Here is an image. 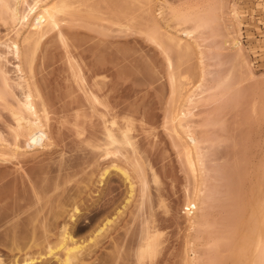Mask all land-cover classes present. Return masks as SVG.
I'll return each instance as SVG.
<instances>
[{"label": "rangeland", "instance_id": "374dc122", "mask_svg": "<svg viewBox=\"0 0 264 264\" xmlns=\"http://www.w3.org/2000/svg\"><path fill=\"white\" fill-rule=\"evenodd\" d=\"M36 1L26 0L20 7L21 12H27ZM8 2L9 6H13V0ZM96 2L93 16L87 19L68 18L62 23L61 26L68 38L65 43L58 39L56 30H53L43 39L38 51L36 81L40 83V88L43 87V91L45 90V97L50 104L49 121H45L48 137L37 140V147L31 149L27 136L18 137L10 128L11 125L16 126V123L0 101L2 116L0 232L3 230L5 232V229L7 231V228L11 227L13 223L11 218L17 206L41 207L44 209L43 216L54 217L53 214L58 213L61 208L62 211L70 210L77 202L81 203L78 205L80 208L88 207L86 204L93 203L98 196L97 191L103 186L107 189L111 184L118 185L119 188H116L115 192L118 198L122 197L120 200L117 198V201L125 199V195L128 196L127 184L116 173L111 175L112 182L110 181V185L107 186L98 184V174L100 175L99 170L102 167L114 160L118 165L127 166L134 177H138L132 159L119 155L111 158L109 163L108 159L93 156L88 144L83 142L96 136L94 133H100V128L103 129L100 112H106L107 108L96 104L98 111H94L92 93L98 87L97 81L104 78L105 85L100 84L99 87H102V99L108 105V109L118 117L119 123H124V118L131 122H128L132 126L131 137L145 166L149 192L155 197L152 196L151 202L154 199V203L151 205L153 204L154 208L158 206L159 198L155 196L158 189L164 197L162 207L155 209L156 219L162 224L159 228L164 232V244L155 262L184 264V251L187 249L185 253L191 255L190 260L194 256V250L189 243L195 241L192 240L194 236L197 235L198 238L202 234L201 236H205L202 240L210 243L204 241L200 243L196 240L197 246L200 245L197 248L198 264H231L239 239L235 233H233L235 240L232 237V231L237 230V227H233L236 222H233L232 213L240 203L233 208L228 199L230 195L226 196V186L228 184L232 190L230 184L233 186L236 183L231 182L235 178H231L227 184L224 179L226 180L227 174L232 171L229 167L228 173L226 166L235 161L241 164L240 158L243 156L235 160L234 155L233 160L229 158L232 156V150L229 151L233 149L234 144L230 140L235 138L239 145L249 143V137H246L248 134L245 133L252 128L253 132L248 136H253V139L249 140L254 143L253 146L255 144L260 146L254 149L256 148L258 152L261 145H264V111H256L259 115L254 117L249 97L246 99L240 95L241 91H246L245 94L248 93L249 96L253 93L251 100L255 97L256 101H252V106L253 102L259 104V98L264 99V0H96ZM1 3L0 41L7 43L21 41L26 29H22L20 36L16 35V28L22 26L15 25L11 11L4 8ZM236 13L239 17L235 16ZM154 32L158 34V40L152 39ZM187 32H191V35L188 36ZM170 35L183 41L180 49L168 40L167 36ZM236 40L240 42L238 47L234 46ZM235 62L240 65L235 67ZM15 63L14 57L8 54L5 69L11 83L18 77ZM74 63H77V66L74 67ZM78 70L81 77L76 76ZM231 71H234L232 76L234 74L236 78L231 76ZM226 79L231 81L232 85L237 81L234 87L236 91H240L238 94L232 85L229 92L224 88V83L226 86L228 83L224 82ZM0 86L1 88L4 86L1 79ZM226 92L228 94L225 95ZM238 97L239 102L236 100ZM243 99H246V103H242ZM36 100L39 103V100ZM235 100L238 102L237 105ZM261 102L260 106L264 105V102L263 104ZM182 111H187L188 115L183 116L185 112L181 113ZM76 112L79 113L78 119ZM174 113L179 115L175 121L172 119ZM246 114L247 123L250 116H252L250 121L253 119L248 125L244 119ZM78 129L84 133L82 138L78 137ZM188 131L193 132L201 148L196 150L192 145V150L184 149L182 143L185 139L189 143L194 142L193 137L187 134ZM245 139L247 141L244 142ZM208 140L215 143L210 141L212 143L210 144ZM132 149L131 146H127L123 151L131 153ZM261 151L257 153L259 154L257 159L264 155V151ZM147 161L157 173V181H154ZM135 180L136 198L128 213L121 222L119 221L121 224L119 223L117 228L129 220L132 221L137 206L142 203L143 185L137 178ZM228 180L230 178L226 181ZM200 195L201 199H204L203 203ZM190 199L200 200L203 207L194 209L190 206ZM146 204L149 203L146 201L145 207ZM146 208L144 211L147 213L149 209ZM68 210L63 212H68L69 216ZM31 211L25 213L26 217ZM86 211L87 208L81 212V219H87ZM62 215L68 217L66 214ZM194 216L198 218L197 221L202 218L204 223L198 224L201 227H195L197 228L195 231L192 229V224L197 222L194 221ZM127 224H131L130 221ZM127 226L125 231L123 230L125 233L119 230L121 227L115 228L116 236L118 230L124 234L125 239L127 236L131 238L137 231L139 233L135 224H131L132 227ZM128 228L131 230L129 234ZM114 233L110 232V235ZM137 235L132 238L135 239ZM6 240H3L4 243L0 241V254H3L4 262L9 264L13 259L7 250L9 245L5 247V242H8ZM54 240L55 238L52 239ZM102 242L101 244L105 246L104 239ZM127 243L126 241V246L122 248L126 255L131 246L134 247V242L132 245ZM201 244L205 247H201ZM106 245L108 246H105L106 248L100 245L102 247L99 249L100 252L99 247L94 250L101 255V261L104 262L105 258V261L107 259L111 262L120 249L118 248L119 251L115 253L114 250L117 248ZM127 246L129 250L126 251ZM26 250L28 249L24 250L26 256L31 251L32 255L40 251L33 249L28 250V253ZM15 252L13 258L18 255V260L22 259L24 264L23 250ZM125 253L123 252L124 255ZM128 255L127 260L131 258L130 254ZM131 261H134V258ZM122 262L120 263L123 264ZM42 264L60 263L52 260L51 263Z\"/></svg>", "mask_w": 264, "mask_h": 264}, {"label": "bare ground", "instance_id": "6f19581e", "mask_svg": "<svg viewBox=\"0 0 264 264\" xmlns=\"http://www.w3.org/2000/svg\"><path fill=\"white\" fill-rule=\"evenodd\" d=\"M0 2H2L1 4L4 8H8L11 11L12 18L16 23L15 25L22 26V27L16 26L17 27L16 35L20 36V34L22 33V29L23 28L26 29L21 41L14 40L10 43L0 41V49L1 48L5 49L2 51L0 50V79L2 81V84L4 85L3 88H1L2 86H0V101L5 108V111L9 113V116L12 117L16 123V126L11 125L10 128L17 133L18 137H20L21 135H26L27 141L29 142V147L31 149H35L38 145L37 140H39L42 137L47 138L49 135V132L47 131L46 128L47 124L45 123V121L46 122L49 121L50 104L45 97L46 96V94H44L45 90L43 91L42 89L43 87L40 88L41 87L40 83L36 81V74H37L36 72L38 71L36 61H37L38 51L40 50L41 47V43L43 39L49 34V32L53 30H56L58 39L61 40L63 43H65L64 41H67L68 38L66 32L64 31V28H62L61 26L62 23L67 21L68 18L87 19V17L93 16L95 14V10H96L95 7L97 6V2L96 0H37L32 6H30L27 12H21L20 9V7L26 2V0H13V4H12L13 6H9L8 0H0ZM238 15L239 14L236 13L235 16ZM187 35L190 36L191 32H187ZM167 38L171 42V44H173L175 47L179 49L182 47L183 41L181 39L178 40L177 38L171 35L167 36ZM152 39L154 40L159 39V36L156 32L152 33ZM239 44H240L239 40L234 41L235 47H238ZM8 54L12 55L16 61L14 67L16 69L18 77L13 81V83H11V79L8 76L9 74L5 69ZM76 64L77 63H74V67L77 66ZM235 64H236L235 67H237V65L238 66L240 65L237 62H235ZM25 72H27L28 73L27 75L30 76V77L28 76L29 79H27L28 77ZM232 72L234 71L230 72L231 76H232ZM76 76L81 77V73L79 70L76 72ZM234 76L235 75L233 74L232 77L236 78ZM30 78L32 80H30ZM226 80L223 81L228 82L227 86L226 83H224L223 81L222 83H224L225 85L224 88L225 89L227 88L226 90L228 91L230 90L229 88L231 87L232 84H230L231 81L229 80L226 81ZM230 80L233 79L230 78ZM234 83L237 85V81ZM234 83L232 85L233 86L232 88L235 89ZM100 84L101 86L105 85L104 78L97 81L98 87L92 93V97L94 101L92 108L94 111H98L96 104L103 105L107 108L106 112H102V111L100 112V115L102 117L103 129L100 128L99 132L100 130L101 132L98 134L94 133L93 135L96 136H92V139L89 138L82 141L88 144L87 146L89 148V151L91 150L90 152L93 153V156L95 155L96 157L99 158L108 159L109 163L112 160L111 158L118 157L119 155H124L128 159H132V164L135 169V172H137L138 177H134L130 169L126 168L127 166L123 167L122 165H118L113 160L114 162L111 161L110 164L107 163L108 164L107 166L102 167L101 170H99L101 172H99L100 175L98 174L99 176L98 184L101 185L105 184V186L110 185V183L112 182L111 175L113 173H116L122 179V181H124L128 186L127 188L128 196L125 195V199H122L121 201L119 200L122 196L118 198L119 196L115 192L119 188L118 185L111 184L112 186L111 185L108 186L107 189H105L104 186H103L104 188L100 186V188L102 187V189L97 191L98 192V196H96L97 198L95 200L93 199L94 201L92 204L90 205L89 203L86 204V206L88 205V207H84L85 209L83 207L80 208L78 206L81 203L78 204L79 202H77V205L76 204L73 205L74 202H72L71 204L73 205V207L70 206L72 207L71 208L72 210L70 209L71 210L70 211L66 209L69 211V216L67 214L68 212L66 213L63 212L66 210L62 211V208L61 210L58 211V213L62 211L60 214L56 212L53 214L54 217H51L52 215H50L52 220L49 219L50 217L46 215L45 216L42 215L44 209L41 207L39 208L37 206L32 205L35 208L33 211H31L33 207L31 208L30 206L29 208L26 206H22L20 204L21 206H17L16 208H14L15 217L13 216L14 218L13 217L11 218L13 219L12 221L13 223H11V227L7 228V231L5 229L6 233L4 232V230L0 232V234L4 233L7 237L8 236L10 237V238L9 237L5 238L4 237L5 235L1 234L0 241L6 239L8 240L9 243L5 242V247L9 245L8 248L7 247L6 248L7 250H9L8 251L9 255L13 259L11 260V262L13 261L12 262L13 264H23L22 259H19L21 260L22 263L18 260L19 258V257L17 258L18 255L16 256L15 259L13 258L14 255L13 252H15L16 250L17 252L18 251L22 252L23 250L24 252L25 249L28 250L40 249V251L39 252L36 251L32 255V251L31 253H29V251L26 250L28 251L29 254L28 256H26L27 253L25 254L24 252L25 254L24 255L25 257L23 256L25 258L24 264H42L46 262L51 263L52 260L59 262L60 264H105V263L121 264L120 263L121 261H123L122 262L123 264L125 263L127 264V262H129L130 264L133 263L155 264L156 262H158V261L155 262V258L158 257V253L162 250V246L164 244L163 241L164 232H162L160 230L161 228H159L160 225L162 224H159L160 221L156 219L157 215L155 214L156 212L155 209L157 207L158 208L162 207V205L164 204V197L161 191L158 189L157 194H155V196H158L157 198H159L160 204L158 203V206L156 208H154L155 206L153 204L152 205L154 207L151 205V203H154L153 202L154 199L151 202V199L154 196L151 195L149 192L147 176L145 174V169H144L145 166L141 162L138 148L135 146L133 138L131 137L132 126L131 124L128 123L130 122V120L124 118L125 119L124 123L118 122V117L111 113V111L108 109V105L105 104L104 100L102 99V87H99ZM178 88L180 90V87ZM238 92L240 91H236L237 94ZM245 92L241 91L240 95L243 98L249 97L250 106L253 107V113H254V114L252 113V108H251V115L253 114V116L256 115L258 117L259 113L258 115L256 113L260 110L264 111L263 108L264 105H261L262 109L260 106V102L264 100L262 99L263 97L259 98L256 96L257 98H259V100L261 99V101L257 99L259 104L257 105L256 102H253L254 106H252L251 103L252 101L255 100V97L253 98L254 100H251V98L253 97L252 96L253 93L250 94L249 96V94L248 93L245 94ZM226 94L228 93L226 92L225 95ZM257 95L259 96V94ZM239 97L236 99L238 102H239L238 100ZM36 99L39 100V103L37 102ZM246 99H243L244 102L242 100V103H246L245 102ZM236 100L235 102L237 105L238 102ZM190 102H192V100H190ZM263 102L261 103L263 104ZM183 112H185L184 115L182 114L183 116L188 115L187 111H182L181 113ZM76 116L77 118L76 117L75 118L78 119L79 117L78 112H76ZM245 116L246 117L244 119L246 121V118L248 119L247 114ZM178 117L179 115L174 113V117L171 118L173 119V121H175L176 119H178ZM250 118H252V116L249 117L248 123H247L248 120L246 121L247 125L250 124V122L253 120L251 119L250 121ZM76 126L78 127V125ZM252 132L253 130L252 128H250L248 130V133L246 131L245 134L250 135L249 133L252 134ZM187 134L193 137L194 142L189 143L186 141L187 139H185V141H183L182 143L184 149L190 151L192 150L191 148L193 147L196 150L201 148L200 142L193 135V132L188 131ZM83 135H84L83 131L81 132V130L79 131L78 129V137L82 138ZM248 135H246L247 138L253 137ZM249 138H248L249 143L245 142L247 141V139H245L244 142L246 144L244 143L241 145H239L237 141H236L237 143L235 142V138H232L233 140L232 139L230 140L233 141L234 144H233V149H230L229 151L231 152L232 150L231 153L232 156L230 155V153H228L230 155L229 158L231 157L232 159L233 155L235 156V158L233 157L234 160L239 159L240 156L243 157L240 158V161H242L240 162L241 164L238 163L239 164L238 165L237 161H235L233 162L234 165H231L233 163H230L229 165L231 166L229 165L226 166V168H228V173H230L229 167L230 169H232L230 174L234 172L232 176L230 174L229 175L227 174V178H230V180H228L227 182L226 181L227 178L226 180L223 178L225 184L229 183V181H231V178L232 179L235 178L236 181L233 179L231 182L232 184H234L235 182L237 184L235 183L236 184V185L234 184L235 186L234 185L232 186L230 184L232 190L228 184L227 186L225 185L227 188L226 196L228 194L230 195L228 196L229 198L228 197L227 198L229 199V201H231L230 203H232L233 208L234 205H238L240 203V206L239 207L236 206V208L232 213L233 222H236L233 224L234 225L233 227L234 228L237 227V230L235 229L236 232L234 230H233L234 232L232 231V235H233L232 237L235 240V235H236L239 239L236 237L238 240L236 242L237 246L234 250L235 257L233 256V262L231 264H264V157H263L264 155H261L260 159L259 158L257 159V157L259 156V154L257 153L261 151L264 145L263 146L261 145L260 150L257 152L256 148L257 147L259 148L260 146L256 144L255 146H253L254 143L252 144V142L250 141L251 139L249 140ZM212 143L215 142L213 141ZM127 146H131L133 148L131 153L123 151V149H125V147ZM254 147L256 148L254 149ZM263 151L264 150H262L261 152ZM199 153L201 154V152H198V154ZM189 160H191V156L189 157ZM147 162H148L147 166L151 171L154 181H157L158 179L157 173L155 172L151 163L149 161ZM119 177L118 179H120ZM136 178L143 185L142 187L143 199L141 205L139 207L137 206V209L133 214L134 216L131 215L133 217V218L131 217L132 221L131 220L129 221L132 225L135 224V227L136 229L139 230V233L138 231L137 232L134 231L135 234L133 236L138 234L135 239L132 238L133 236L129 238L126 235L127 236L126 239L127 238L129 239L126 240L125 238H123L124 234H122L121 232H123V230L126 228L125 226L127 225L131 226V224H127V222H129L127 221L126 223H124V225L125 224L127 225L125 226L121 225L120 226L121 228L118 226L120 229L117 228V225L121 224L120 223L121 219H123L125 217V214L128 213L129 207L132 205L133 201L135 200L134 198H136L135 197L137 195L136 194L137 182L135 180ZM121 179L118 181L121 182ZM228 191L229 193H227ZM113 194L117 195V197H115ZM199 197L201 201L203 200L202 201L203 203L204 199L203 198L201 199L202 197L201 195ZM117 198L119 199L118 201ZM74 200L75 199H73V201ZM200 200L198 201L191 200L190 206H193L194 209H201L203 207V204L201 205ZM146 201L149 203L148 204L149 206L146 204L147 208L145 207ZM25 208L26 210H24ZM86 208L88 213H85L87 215L86 217L84 215V217L87 219L84 220L83 217H82L83 219H81L80 214L81 212L86 210ZM144 208H146L147 210L149 209L148 211L150 213L149 215L147 214L148 212L146 213L144 211ZM81 209L84 210L82 211ZM29 211L31 212L26 217L25 213L28 214ZM142 211H144V213L148 215L147 216L148 218L145 217L146 215ZM190 213L191 212H188V214ZM62 214L64 215L66 214L69 217V219L68 217L66 218L64 216L66 218L65 221V218L63 217ZM23 215L26 218H23L24 217ZM143 217H145V219ZM195 217L196 216H194V218ZM198 217L200 219V216ZM48 219L50 220L49 222ZM197 219L198 218H195L194 221H197ZM61 220H63V222ZM200 220L197 221L198 223L194 222L195 224L194 223H193L194 225L192 224V229L194 231L197 229L195 227H201V225L199 226L198 224L200 223L204 224L202 223L203 219L201 218ZM236 224H238V226ZM122 226H124L123 229ZM115 228L119 229L120 231L122 230L121 232H119L118 230L117 236L114 233L115 232L114 230H116ZM129 228L127 229L128 231ZM8 229L10 231H8ZM130 231L128 232V234L130 233ZM110 232H113L114 235L111 234L112 235L111 236ZM131 233L133 234V232ZM233 233H235V235ZM201 235L199 236L202 238H200L199 236L197 238L196 235L194 236L196 239L195 238L192 239L195 241L192 242V244L189 243V246L191 245L194 250L193 252L194 256L190 260H189V256L191 255L186 254L187 252L185 253L187 249L184 251V255H183L184 264L199 263L198 262L199 251L197 250V248H199L200 245L198 244L199 246H197L198 243L197 241H199L200 243L201 241H204L205 243L208 242L206 240H202L205 238V236L204 235L201 236ZM79 236H84V237H79ZM54 238L56 241L55 240L52 241V239ZM103 239H104V243L106 242L105 246H107L106 244H108L109 246H113L114 249L117 248L115 249L116 251L114 250L115 253L118 252L120 249L118 253L116 254L114 253L116 255V258L115 256H113L115 259L112 260L111 262L107 261V259L105 261V258H104V262L101 261L102 260L101 255L98 254V251L96 252L94 250L95 248L97 249L98 247H99L98 250L100 248L102 249L100 245L104 246V244H101L103 243L102 242ZM107 239L109 240L105 241ZM126 241L128 242L127 245L130 244L132 245L134 242L133 244L134 247L132 248L131 246L130 248L131 253L128 246L127 248H125V250L126 249L129 250L128 251L129 253L127 252V255L130 254L131 257L129 258V260H127L129 255L127 256L124 249L122 250V248L126 246L125 245ZM2 243H4V241ZM209 243L210 242H208L207 244ZM202 245L203 244H201V247H205V245L204 246ZM42 248L44 249V251ZM41 251L44 253H42ZM123 252L125 253V255L123 254ZM15 254L18 253L15 252ZM2 255L3 254H0V264H7L8 262L7 263L4 262L5 258L4 256L2 257ZM133 258L136 263L134 261L130 262V260L131 259L133 260ZM146 260H148L149 262L147 263ZM11 262L9 261V264H11Z\"/></svg>", "mask_w": 264, "mask_h": 264}]
</instances>
